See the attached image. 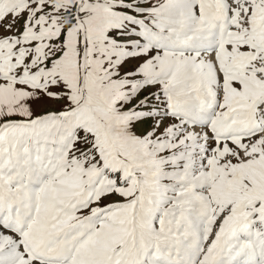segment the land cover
<instances>
[{
  "label": "snow or ice",
  "instance_id": "1",
  "mask_svg": "<svg viewBox=\"0 0 264 264\" xmlns=\"http://www.w3.org/2000/svg\"><path fill=\"white\" fill-rule=\"evenodd\" d=\"M0 264H264V0H0Z\"/></svg>",
  "mask_w": 264,
  "mask_h": 264
}]
</instances>
